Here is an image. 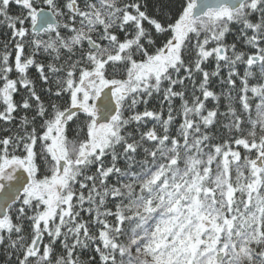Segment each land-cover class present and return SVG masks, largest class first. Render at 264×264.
Wrapping results in <instances>:
<instances>
[{
	"label": "snow or ice",
	"instance_id": "obj_1",
	"mask_svg": "<svg viewBox=\"0 0 264 264\" xmlns=\"http://www.w3.org/2000/svg\"><path fill=\"white\" fill-rule=\"evenodd\" d=\"M0 264H264V0H0Z\"/></svg>",
	"mask_w": 264,
	"mask_h": 264
}]
</instances>
